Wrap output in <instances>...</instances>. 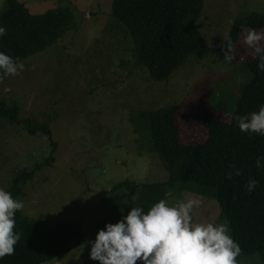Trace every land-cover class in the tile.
Segmentation results:
<instances>
[{"label":"rangeland","instance_id":"374dc122","mask_svg":"<svg viewBox=\"0 0 264 264\" xmlns=\"http://www.w3.org/2000/svg\"><path fill=\"white\" fill-rule=\"evenodd\" d=\"M4 1L0 0V12ZM19 1L35 14L69 6L75 26L54 45L21 61L25 67L18 75L0 79L1 100L7 106L18 105L21 120L0 118V188L8 189L18 173L35 170L16 199L23 201L24 215L45 216L49 227L59 220L79 224L86 236L83 244L43 264H99L89 259L88 241L106 223H115L138 205L137 201L130 207L141 193V188L109 190L122 181L169 179L166 163L151 149L148 130L135 125L132 113L176 106L182 142L205 141L208 131L196 122V113L230 119L251 80L247 61L253 51L242 37L229 53L233 59L226 60L224 53L194 54L168 80L155 82L136 65L125 33L110 31L113 0ZM253 11L264 13V0H205L195 27L210 47L218 48L234 21ZM30 122L49 123L57 141L50 165V141L41 133L29 134ZM173 187L169 185L166 195L169 204L192 197L202 201L193 210L195 222H226L215 199ZM236 260L264 264L258 253Z\"/></svg>","mask_w":264,"mask_h":264},{"label":"trees","instance_id":"16d2710c","mask_svg":"<svg viewBox=\"0 0 264 264\" xmlns=\"http://www.w3.org/2000/svg\"><path fill=\"white\" fill-rule=\"evenodd\" d=\"M204 4L205 0H113L110 14L114 23L110 31L119 29L131 40L132 57L136 65L145 68L149 80L166 81L191 55L204 57L210 52L219 55L229 51L226 40L218 48L210 47L195 27ZM71 9L58 5L35 14L24 2L5 0L0 25L6 28V35L0 37V51L23 61L54 45L75 26ZM255 29H264V13L253 11L237 18L228 33L231 50L246 30ZM257 62L253 56L247 61L251 80L229 120L196 113V122L208 131L207 139L201 143L182 142L176 106L133 112L132 121L148 130L151 149L166 163L169 179L161 183L122 181L109 191L141 188L130 207L138 201L134 207H142L145 212L160 199L166 200L171 184L175 191L190 189L215 199L240 245L239 256L258 253L264 262V167L256 166L257 158L264 157V135L240 132L234 119L236 115L258 111L264 104V71L258 70ZM19 111L18 105L7 106L0 97V118L21 122ZM27 131L31 135L41 133L50 141V157L46 159L50 165L57 141L49 123L30 122ZM260 162L264 165V159ZM34 174L35 170L18 173L6 191L17 199ZM250 178L257 181L251 193L246 188ZM44 218H31L22 210L16 212L14 231L21 234L20 239L14 253L0 259V264H43L86 241L81 225L59 220L49 227Z\"/></svg>","mask_w":264,"mask_h":264},{"label":"clouds","instance_id":"9594fccd","mask_svg":"<svg viewBox=\"0 0 264 264\" xmlns=\"http://www.w3.org/2000/svg\"><path fill=\"white\" fill-rule=\"evenodd\" d=\"M6 35V28L0 25V37ZM228 50L226 60L233 57L230 37L225 34ZM264 32L249 30L243 42L253 51L257 68L264 71ZM25 65L19 58L0 51V79L18 75ZM242 133L264 135V104L258 111L234 117ZM258 157L256 166L261 165ZM239 175V171L236 172ZM229 176L231 173L228 174ZM257 181L250 178L246 188L253 191ZM202 201L198 197L187 198L169 204L165 199L152 204L145 212L142 207H131L115 223H106L99 229L90 243L89 259L99 264H237L240 255L239 243L231 235L227 222L199 223L193 219V210ZM24 207L11 193L0 188V259L11 256L20 233L14 231L15 214ZM123 211V210H121Z\"/></svg>","mask_w":264,"mask_h":264}]
</instances>
